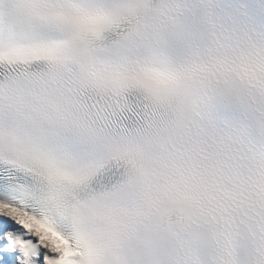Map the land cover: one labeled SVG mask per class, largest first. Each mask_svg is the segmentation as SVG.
<instances>
[{
    "label": "snow or ice",
    "instance_id": "snow-or-ice-1",
    "mask_svg": "<svg viewBox=\"0 0 264 264\" xmlns=\"http://www.w3.org/2000/svg\"><path fill=\"white\" fill-rule=\"evenodd\" d=\"M147 224L172 264H264V3L0 0V264Z\"/></svg>",
    "mask_w": 264,
    "mask_h": 264
},
{
    "label": "clouds",
    "instance_id": "clouds-1",
    "mask_svg": "<svg viewBox=\"0 0 264 264\" xmlns=\"http://www.w3.org/2000/svg\"><path fill=\"white\" fill-rule=\"evenodd\" d=\"M217 136L221 132H216ZM186 207L181 204V208ZM151 224L142 226L126 241L110 248L105 256L104 264H172L178 238L173 240L170 234L153 236ZM152 237L155 243L149 248L148 238ZM74 242V241H73Z\"/></svg>",
    "mask_w": 264,
    "mask_h": 264
}]
</instances>
